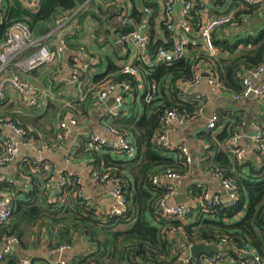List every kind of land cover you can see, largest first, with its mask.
<instances>
[{
	"label": "trees",
	"instance_id": "trees-1",
	"mask_svg": "<svg viewBox=\"0 0 264 264\" xmlns=\"http://www.w3.org/2000/svg\"><path fill=\"white\" fill-rule=\"evenodd\" d=\"M5 3L2 22L0 23V44L6 39L7 30L17 22H24L39 37L54 36L56 21L62 16L73 17L72 23L79 26L91 20L96 25L95 33L99 43H108L110 35L116 37L134 30V25H122L117 21L118 10L109 6L116 0H42L36 10L30 9L27 0H3ZM134 4L129 18L135 23L142 21L143 14L138 9V2L142 6L149 5L152 9L150 18L149 52L155 55L161 49H171L174 46V33L169 28L165 18L161 17V7L158 1L146 3L142 0H127ZM232 4L243 3L241 0H229ZM88 2L86 5L85 3ZM218 5L222 0H215ZM251 11L259 6L243 3ZM249 11H245V13ZM243 13H235L232 17L236 24ZM224 15H232L226 12ZM221 16V15H218ZM199 17H194L193 26L198 30ZM239 23V22H238ZM198 32V31H197ZM78 32H70L65 36L68 48L76 50L84 46L78 42ZM214 40L218 51L232 55L227 60H214V68L220 74V80L225 90L242 94L243 87L241 75L244 71L264 65V30L258 36L250 37L244 41L230 42L229 40ZM98 43V44H99ZM44 42L29 48L18 59L33 54ZM189 56L174 61L170 65H161L156 71L148 73L145 77V86L156 81L159 86L158 95L147 103L143 95L139 104L142 114L134 112L131 119H120L111 122L110 126L118 133L129 136L136 147V157L133 161L113 159L110 155H99L93 152L88 160L90 166L102 174H109L121 181L124 194L129 202V213L125 217L110 219L99 213L93 204L70 198L59 207L52 203L48 191L36 184L31 191L24 193L12 191V183L0 182V192H10L14 195V214L9 224L0 226V243L4 245L5 238L16 237L22 240L29 230L38 233L57 230L56 246L67 244L73 246L78 238H86L93 244L96 251L86 254L76 264H179L178 252L174 251V242L171 241L166 230H178L183 233V239L188 246L206 243L222 246L229 252L236 262H241L237 250L248 246L264 259V154L257 153L260 161L250 160L238 162L232 156L228 142L240 134L236 127L243 125V120L227 125L220 134L203 133L200 136L208 144L209 151L216 156L217 171L224 178L232 182L239 192V202L233 209H214V217L210 214L204 216L192 212L188 216L193 222L186 225L179 221L164 219L157 206L161 198L167 193L166 186H154L155 177L175 173L181 177L186 175L190 166L186 165L179 151H165L156 145V138L161 132V119L165 112L174 111L187 115L191 122L202 114L198 105L184 102L179 94L182 92V83L191 82L198 72L200 61L207 60V54L198 45L187 46ZM240 52L237 53L238 50ZM121 51V50H120ZM119 56V53H118ZM108 69L95 78V83L101 87L104 83L127 81L137 90V82L130 76L121 75L120 63L128 61V55L119 57L114 61L107 59ZM124 63V64H125ZM123 64V65H124ZM136 92V91H135ZM138 93V91H137ZM259 117L255 119L256 125L264 124V102L256 101ZM138 109V108H135ZM226 113L222 114L225 116ZM220 117V118H221ZM1 118L4 116L2 114ZM22 128L29 131L32 136L38 137L32 127L22 124L17 115L9 118ZM222 121V120H221ZM223 122V121H222ZM36 124V120L33 125ZM96 148V147H95ZM108 152L110 151L107 148ZM92 151H97L96 149ZM111 152V151H110ZM1 153V148H0ZM177 154V156H175ZM125 156V155H124ZM131 178L133 182H131ZM67 193L74 194V188L67 189ZM207 193L202 186L191 187V198L199 199ZM71 195V196H72ZM243 214L241 220L236 216ZM31 231V232H32ZM37 233V234H38ZM226 240L228 245H222ZM236 246V249L232 247ZM22 258L16 251L5 258L0 264H21ZM192 264H201L194 260Z\"/></svg>",
	"mask_w": 264,
	"mask_h": 264
},
{
	"label": "built area",
	"instance_id": "built-area-1",
	"mask_svg": "<svg viewBox=\"0 0 264 264\" xmlns=\"http://www.w3.org/2000/svg\"><path fill=\"white\" fill-rule=\"evenodd\" d=\"M97 1L100 0H88ZM146 3H150L153 0H142ZM242 2L250 5H259L264 0H241ZM86 2L85 5L88 3ZM42 3V0H30L29 7L37 8ZM115 6L118 10L117 21L122 25H134V30L118 35L116 37V45L120 50L128 55V61L122 66L121 75L130 76L137 82V87L144 85L145 77L148 73L156 71L161 65H170L174 61H178L189 56L188 51V39L192 34L191 20L195 16H201L203 12V5L198 7L191 0H166V17L169 28L174 33V46L171 49H159L155 55H151L149 52V33H150V18L152 15V9L149 5L141 6L140 11L143 14L142 21L135 23L130 17L134 4L127 0H116L109 6ZM5 3L0 0V23L2 22V16ZM178 14L180 21L174 23L172 15ZM73 17L62 16L56 21V31H65L70 29L71 20ZM234 19L230 15H221L211 18L209 20H202L199 23V29L197 33V40L202 45V49L207 55L214 59L219 56V51L216 48L213 40L214 33L228 26H235ZM34 33L30 27L24 22H17L13 24L6 33V39L0 44V65L2 68H10V74L0 78V135L8 130L18 140L7 138L5 140L0 139V171L13 165L20 156L22 147H30L34 151L38 152V158L31 159L34 171L40 172L41 170L49 171V180L47 181L46 190L49 193L52 203L57 204L59 207L65 205L70 198L78 199L80 201L88 202V198L85 195V186L83 178L75 172L64 171L59 173V181L54 183L56 177L51 171V167L48 169L45 167L46 160L43 158L44 153L52 152L55 150L54 146L49 143H41L37 137L32 136L29 131L16 124L9 118H1L2 105L6 101L10 90L15 91L20 98L26 99V103L29 107H39V104L46 101L49 97L48 93L40 91L32 83H30L24 75L35 71L36 69L46 66L49 69H54L59 64L63 54L68 50V44L65 41V36H60V41L53 48L47 45H41L33 54L25 59H18L21 54L25 53L29 48L38 46L35 43ZM196 42V41H195ZM197 45V43H194ZM97 61L94 55L85 46H78L71 55V83L80 91H83L84 80L90 71L96 67ZM198 70V66H197ZM60 74V70L57 76ZM55 79V78H54ZM208 85L214 93H218L223 90V86L220 80V74L217 70H213L209 73ZM203 75L199 70L195 76V79L191 82L182 83V92L179 94L180 98L186 103L198 105L203 114L208 104L206 96L199 93L197 90L202 83ZM241 83L243 87V93L235 96L236 101H242L250 94H253L255 98L264 102V65L244 71L241 75ZM132 84L127 81L114 83L108 81L101 85L98 90V100L100 103L107 101L116 92L120 91V95L115 97L114 111L108 114V119L112 117L118 118L122 116V108L125 103V97L132 95L134 92ZM159 86L156 81H152L148 84L145 90L144 96L147 103L152 102L158 95ZM123 117V116H122ZM191 121L187 115H182L174 111H167L164 113L161 119V132L156 138V145L165 151H179L183 156L187 166L192 165V158L190 155V149L186 144H177L172 142L171 134L173 127L179 125L180 127L187 126ZM222 123L218 114H214L208 122V130L218 131ZM79 125V119L66 118L61 120L59 128L62 131L61 139L68 137L71 127ZM104 136L93 135L90 138V144L92 149H104L107 148L111 152L117 155H125L128 159H133L136 147L130 140L129 136L118 133L114 130L109 122H106L103 126ZM114 137V141L110 140V137ZM242 135L237 134L228 142V148L238 162H244L246 159V149L241 145ZM253 142L255 144L256 153L264 154V124L262 126L256 125V134L253 136ZM96 147V148H95ZM72 156L71 153L67 154L69 159ZM91 180L98 185H110L112 187L111 196L113 198V204L107 208V210H99V213L104 216L115 219L125 217L129 213L128 200L124 194V186L121 181L111 177L109 174L99 173L94 167L88 165ZM33 171V172H34ZM214 179L221 182L222 188L226 195L224 197L220 195H210L208 192L197 199V202L192 201V208H188L184 205H172L171 200L178 194L175 187V182L178 181L181 176L175 173L162 175L155 177L153 180L154 186H166L167 193L160 199L157 206L164 219L167 221H179L183 224H190L193 220H189L188 216L195 212L198 215H212L215 216V210L218 208L233 209L239 202V192L236 186L226 180L220 172H213ZM74 188V194L67 193V189ZM201 187V186H199ZM72 195V196H71ZM89 203V202H88ZM90 204V203H89ZM14 195L9 192L0 193V226H5L10 223L14 214ZM243 214L236 216L235 220L239 221L243 217ZM168 238L174 242V237L179 235L183 238V233L178 230H166L165 232ZM58 236L57 230L51 232H44L35 241L40 247L47 249L49 258L47 264H68L66 260L62 259V256L72 250V246L63 244L56 246V238ZM222 245H228L226 240L221 241ZM21 245V240L12 237L5 238L3 248L0 250V262H2L8 256L16 252V248ZM193 246H186L185 251H177L179 254V264H192L194 259L190 254V249ZM236 249V246L232 247ZM238 255L241 258V262H236L231 257L229 252L224 250L219 254H213L211 256H202L200 258L201 264H264V259L257 254L254 250L248 246H243L237 250ZM21 264H33L32 261Z\"/></svg>",
	"mask_w": 264,
	"mask_h": 264
},
{
	"label": "crops",
	"instance_id": "crops-1",
	"mask_svg": "<svg viewBox=\"0 0 264 264\" xmlns=\"http://www.w3.org/2000/svg\"><path fill=\"white\" fill-rule=\"evenodd\" d=\"M153 1L159 2L161 17L165 18L166 0ZM191 1L197 7L200 4L203 5V12L201 16H199L201 21L209 20L218 15H224L226 12H230V14H232L231 16L235 13H243L240 16L239 23L237 22L235 26H228L217 30L213 35L215 40H229L232 43H236L237 41H244L250 37H256L264 30V2L259 4L255 11H251L243 5L244 2L234 5L229 0H222L223 4L221 5L220 2H217L219 3L217 5L215 0ZM29 2L30 0L26 1L27 6ZM137 6L140 10L142 6L141 2H138ZM245 11L249 12L245 13ZM172 20H174V23L179 22V15H172ZM193 21L194 17L191 20L192 34L189 35L187 41L188 45H194V43L198 45L199 43V39L197 40L198 30L194 28ZM95 30L96 25L91 20H88L84 26L72 23L70 24L69 30H55L53 33L54 36L50 39H48L47 36L39 37L38 34H36V36L34 35L37 45L40 42H44L45 45L53 48L59 43L60 36H67L70 32H78V42L87 47L97 61L96 67L89 72L84 80L82 92L71 83V55L75 50L69 48L65 51L59 64H57L54 69L42 66L24 75V77L37 89L48 93L49 97L46 101L41 102L39 107H29L25 98H20L15 91L10 90L6 101H4L2 105V114L4 118H12V116L17 115L20 117V121L23 125L26 124L33 128L41 143H49L55 147V150L52 152L41 155L46 160L45 167L48 169L51 167V171L56 177L54 183L59 181V173L61 172L69 171L78 173L84 180L85 195L88 198V202L93 204L96 209L105 211L113 204V198L111 196L112 187L110 185L100 186L91 180L88 160L93 157V152H96L99 155L107 154L113 159L130 162L136 157L137 151L133 159H128L124 155H117L110 151L108 152L106 149L98 148L96 149L97 151H92L94 149H92L89 140L93 135L104 136L103 126L106 122L111 123L120 119L129 120L134 112L142 114L143 111L139 102L145 93L146 86L145 83L144 85L138 86L137 90L135 89L132 95L125 97V103L122 108L123 117H112L108 119L109 117L107 115L114 111L115 97L121 93L118 91L107 101L100 103L97 94L100 87L95 83V78L97 75L105 73L108 69V58L116 61L119 57H124L126 54L117 47L113 34L110 35L108 43L104 42L105 39L103 43H99ZM241 49L242 48H240L237 53L242 51ZM27 57H24V59ZM230 57H232V55L228 52L220 53L219 51V56L217 58L212 59L207 56V60L199 62L198 71L200 70L202 72L203 80L197 91L206 96L208 104L204 113L187 126L180 127L179 125H175L170 137L172 142L186 144L190 149L192 165L189 167L190 170L188 173L175 182V187L178 194H187L191 203L192 201L197 202V199H192L190 196L191 187L194 185L203 186L211 196H225V191L222 188L221 182L214 179L212 176L211 169L217 167V165H215L217 163L216 156L214 152L209 151V146L200 136L201 134L209 132L214 135L220 134L227 125H233L236 121H240L238 118H241L243 120V125L236 127L235 131L239 130L242 135L241 145L247 152L245 162L248 161V159L253 161L257 160V162L260 161V157L256 153L255 144L253 142V136L256 134L255 119L259 117L260 113L258 109L255 108L257 99L249 100L247 97L242 101H236L235 96L237 94L225 89L218 93H214L208 85L207 78L209 77V73L216 70L214 68V60L218 58L220 60H227ZM124 63L125 62L120 63V67H122ZM59 70L60 74L57 76ZM9 74L10 68H2L0 65V78ZM223 113L226 114L222 118L221 116ZM214 114H218L223 121L220 123L218 131L208 130L207 128L208 122ZM69 117L79 119V125L71 127L68 137L61 139L60 136L62 131L59 128V124L61 120ZM35 120L36 124L33 125ZM7 138L18 140L17 137L8 130L0 135V139L2 140ZM110 140L114 141L115 139L111 136ZM130 140L133 143L131 138ZM68 153L72 154L69 159L67 158ZM175 156H177V154ZM38 157V152L28 146L22 147L20 156L15 163L0 171V182L12 183V186H14L12 191H24V193L33 189L35 185L34 180L36 184H40L42 188H45L48 185L49 171H34L35 168L31 161V159ZM131 182H133L132 178ZM31 231L32 230H29L23 238L24 247L21 246V240V245L16 248V251L21 256L22 263L32 261L33 264H47L49 258L47 249L40 247L35 242L42 233L37 232V227L34 231ZM186 246L187 244L183 238L179 235L174 237L175 252H184ZM2 248L3 245L0 243V250ZM95 251L96 249L93 244H91L88 239L82 237L75 241L72 250L65 253L62 259L66 260L68 264H76L83 255L92 254L95 253Z\"/></svg>",
	"mask_w": 264,
	"mask_h": 264
},
{
	"label": "water",
	"instance_id": "water-1",
	"mask_svg": "<svg viewBox=\"0 0 264 264\" xmlns=\"http://www.w3.org/2000/svg\"><path fill=\"white\" fill-rule=\"evenodd\" d=\"M248 99L253 100V99H255V96L253 94H250L248 96ZM225 195H226V193H225ZM170 202L172 205L181 204V205H184L188 208H192L191 200L187 194L179 193ZM223 250H224V248L222 246L200 243L198 245L193 246L190 249V254L194 260L199 261L202 256H205V255L211 256L213 254H219Z\"/></svg>",
	"mask_w": 264,
	"mask_h": 264
},
{
	"label": "bare ground",
	"instance_id": "bare-ground-1",
	"mask_svg": "<svg viewBox=\"0 0 264 264\" xmlns=\"http://www.w3.org/2000/svg\"><path fill=\"white\" fill-rule=\"evenodd\" d=\"M41 5V4H40ZM40 7V6H39ZM39 7H37V8H32V7H30L31 9H33V10H36V9H38Z\"/></svg>",
	"mask_w": 264,
	"mask_h": 264
}]
</instances>
